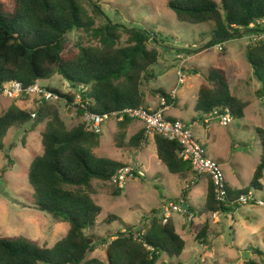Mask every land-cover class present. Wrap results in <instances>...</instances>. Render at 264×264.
Listing matches in <instances>:
<instances>
[{
  "label": "trees",
  "instance_id": "trees-1",
  "mask_svg": "<svg viewBox=\"0 0 264 264\" xmlns=\"http://www.w3.org/2000/svg\"><path fill=\"white\" fill-rule=\"evenodd\" d=\"M13 1L12 12H6L0 5V99L8 84L17 82L28 89L56 75L80 88V93L44 87L57 97L54 103L25 96L12 100L5 113L0 114V151H6L3 140L11 130H24L28 135L45 125L44 153L34 158L28 171L29 185L35 192L34 208L51 215L56 222L70 225L67 236L53 247H41L22 237L0 238V264H158L163 254L171 262L162 264H173V260L181 258L187 243L177 232L173 219H163L158 211L153 212L138 233L126 230L110 243L102 239L103 244L108 243L106 260L90 258L96 242L89 243L93 238L89 232L95 230L103 211L93 198L92 182H111L125 165L97 156L95 150L100 147L102 134L88 131L84 120L69 129L57 103L65 102L69 110L77 111L80 119L88 113L104 115L126 109L143 108L151 112L146 103L147 94L166 99L167 107L175 106L177 100L171 93L150 87L157 79L154 67L159 64L160 50L170 49V40L161 32L114 23L108 15L98 25L103 11L92 0ZM168 8L180 23L213 24L212 41L201 52L239 38L242 32H249L253 24L264 19V0H222L221 3L172 0ZM252 31L264 34L261 27ZM74 32L86 34L92 43H79L78 53L68 54L69 37ZM247 58L261 83L256 95L264 101V41L249 44ZM182 72L185 75L186 71ZM188 72L204 78L195 106L197 113L206 115V120L220 121L226 115L231 120L244 119L247 104L233 96L223 69L211 68L205 74L201 68L193 67ZM19 102L32 104L31 108H22ZM134 121L130 118L118 121L115 141L118 148L137 152L147 142L145 130L126 141L125 131ZM258 132L262 154L252 187L263 191L264 131ZM154 138L158 159L171 174L185 180L195 174L192 165L181 157L182 147L177 141L158 134ZM6 158L11 159L9 155ZM209 179L205 205L208 215L233 212L243 206L238 201L240 197L252 193L250 188H229L227 200L222 202L217 199L214 183ZM193 182L180 199L187 209L190 208L188 195L196 184ZM115 188L114 196H121L124 189ZM214 234L206 221L195 235V241L208 246ZM245 264L261 263L247 260Z\"/></svg>",
  "mask_w": 264,
  "mask_h": 264
},
{
  "label": "rangeland",
  "instance_id": "rangeland-1",
  "mask_svg": "<svg viewBox=\"0 0 264 264\" xmlns=\"http://www.w3.org/2000/svg\"><path fill=\"white\" fill-rule=\"evenodd\" d=\"M92 1L97 2L103 11V15H100L98 20V25L103 24L106 15H108L114 23L125 25L128 28L161 32L163 37L170 40V49H161L163 54L161 61H165L164 64L159 61V64L154 67L157 79L153 82L152 87L155 89L163 88L168 91L174 88L176 90L177 85L180 84V73L183 67L179 68L177 75V69L173 66L175 61L177 62L178 53H183L186 57H188L186 54L194 56L193 61L187 65L188 70L199 67L205 74L211 68L227 70L234 95L244 102H249L246 117L231 120L226 127L221 126L219 121L212 120L210 123L212 128L210 140L207 141L202 136L200 142L208 150L211 158H220L225 162L226 166L223 167L226 171L229 173L236 172L240 175L239 178L236 175L235 179L241 182V187L250 188L252 194L264 199V191L252 187L254 173L262 154L261 134L258 130L264 131V101L256 97V91L261 88V83L248 62V40L246 38L248 33L242 32L241 38L239 36V38L223 43L225 48L230 51L229 55L215 51L214 46L201 52L200 50L212 41L213 24L192 26L180 23L175 13L168 8V3L172 0ZM215 1L221 3L222 0ZM0 5L6 12H12L14 9L13 0H0ZM256 41L258 40L250 39L249 44ZM79 43L88 45L92 41L86 34L74 32L69 37L67 53H78ZM164 55L167 56L165 60ZM184 77L186 82L178 88L177 103L191 112L203 79L201 75L197 76L191 72L185 73ZM41 86L56 88L65 93H80V88L72 86L59 75L54 76L51 80L42 81ZM79 101L77 99V103ZM151 101L152 97L148 96V104ZM11 102H13L12 99L5 96L0 99V114L5 113ZM54 102L52 100V103ZM57 103L69 129L84 120L78 117L76 110H69L65 102ZM31 105L19 102V106L22 108H31ZM44 130L45 125H41L35 132L25 135L24 130L15 129L11 130L3 140L6 151H0V238L22 237L36 242L41 247H53L66 237L70 226L66 223L60 230H57V227H54L55 220L51 215L34 208L35 192L29 185L28 179V171L32 161L44 153L42 144ZM201 131H203V127H201ZM118 133L119 126L116 120L113 119L104 124L101 146L95 150L97 156L110 158L124 165L140 161L149 177L144 180L130 181L119 197L114 196L116 188L111 182L100 180L92 182L93 198L103 211L98 218L97 227L94 231L89 232V236L93 237L90 240L91 243L96 242V250L90 257L100 260H106L108 243L115 240L116 235L131 229L138 233L154 215L152 211L162 209L163 203L168 198H171V202H178L181 198L177 200L178 198L175 197L181 194L183 188L192 182V180H185L171 174L166 166L158 160L153 145L147 147L145 152H139L138 157L135 153L131 154L132 152L129 150L118 148L115 142ZM210 144H214L212 151ZM7 155L11 159H7ZM261 183L264 184V180ZM191 198L196 205L205 206L207 198L205 181H201L193 188ZM203 207L199 208L198 212H203ZM187 212L185 213L186 218L189 214H196L192 210ZM198 212L197 215L201 216ZM182 214L184 213L175 216L177 224L186 221L184 216V218L179 216ZM112 216L118 219H111ZM255 217L260 220L259 224ZM207 221L211 227V220ZM219 221L224 222L225 233L218 244H214V247H212L211 242L210 246L196 243L195 235L202 229L206 221L199 226L193 221L190 227H197L193 231L194 239L192 236V238L186 236L185 240H187L188 245L185 252L179 260L175 259L172 263L244 264L247 260H254L264 264L263 207L243 205L241 208L226 214V218L223 216V220L220 217ZM215 229L216 231L221 230L217 227H214ZM178 231L181 232L180 226ZM215 235L218 236V233ZM102 239L108 243L103 244ZM224 244L226 246H223ZM233 247L236 248L233 249ZM239 248L241 251L237 252ZM164 262L168 263L171 260L163 254L158 264Z\"/></svg>",
  "mask_w": 264,
  "mask_h": 264
},
{
  "label": "built area",
  "instance_id": "built-area-1",
  "mask_svg": "<svg viewBox=\"0 0 264 264\" xmlns=\"http://www.w3.org/2000/svg\"><path fill=\"white\" fill-rule=\"evenodd\" d=\"M264 27V19L259 20L253 24L251 28L256 29ZM217 52L224 51V44L219 43L214 46ZM185 75L180 73V84L185 82ZM178 89L172 92V96L176 95ZM3 96L9 99H22L23 97L31 96L33 99L52 101L57 100V97L44 89L39 83L34 86L23 89L21 84L15 82L8 84L3 89ZM166 99H161L160 108L157 111H145L140 109H126L121 112L96 115L86 114L84 121L86 122V129L96 134L103 133L104 124L110 120L123 121L125 118H130L135 121H141L145 124V134L148 137H155L156 134L163 136L171 141H177L181 147V157L184 161L189 162L193 171L196 174L195 184L199 177L208 176L212 179L217 199L219 201H226L229 193V184L226 178L225 171L222 165L216 160L210 158L204 146L196 139L191 125H188L179 120H169L165 117V112L168 110ZM218 116V112L214 113ZM36 118V115H33ZM231 121V116L226 115L221 117L219 123L226 127ZM146 177L144 170L137 164L125 165L118 170L111 180V184L119 189H125L128 183L132 180H141ZM242 205H253L264 208V199L256 197L250 193L240 197L238 200ZM184 200L179 202H170L164 206L163 213L160 215L165 220L170 219L174 214L188 213L186 212V205Z\"/></svg>",
  "mask_w": 264,
  "mask_h": 264
},
{
  "label": "crops",
  "instance_id": "crops-1",
  "mask_svg": "<svg viewBox=\"0 0 264 264\" xmlns=\"http://www.w3.org/2000/svg\"><path fill=\"white\" fill-rule=\"evenodd\" d=\"M243 33H248V34H246L247 35V40H248V45H249V40L250 39H257L258 41H260V40H262V41H264V35H261V36H259V34L258 33H253V31H252V29L249 31V32H243ZM240 38H241V36H240ZM248 45H247V47H248ZM226 55H229L230 54V51L227 49V48H225V46H224V51H223ZM222 52V53H223ZM160 53H161V57H162V52H161V50H160ZM178 56H177V62L175 61V63H174V67H176L175 69H177V75H178V71H179V68L181 67H183V70H185L186 71V74H189V70H188V68H187V65L190 63V62H192L193 61V57L194 56H190V55H188V54H186L188 57H186L185 56V54H183V53H178L177 54ZM180 56V58H178ZM161 57H160V63L161 64H164V62L165 61H161ZM165 59H167V56H165L164 55V60ZM250 65V64H249ZM250 68H252L251 67V65H250ZM220 69H222V68H220ZM253 69V68H252ZM224 70V69H223ZM225 72H226V74H227V76H229V73L227 72V70L225 69L224 70ZM201 74H198L197 76H200ZM202 76V75H201ZM177 78V77H176ZM229 78V77H228ZM202 83H201V85H200V88H201V86H202V84H203V82H204V78H203V76H202ZM185 82H186V78H185ZM229 82H230V79H229ZM153 84V83H152ZM176 84H178L177 82H176ZM184 85V84H183ZM182 85H177V88L176 89H178L179 87H181ZM150 87H152V85L150 86ZM153 89H155L154 87H152ZM200 88H199V90H200ZM230 89H231V92H232V94H233V96H235L234 95V93H233V90H232V88H231V84H230ZM175 89L173 88L172 90H168V92L169 93H171L172 94V92L174 91ZM258 91V90H257ZM257 91H256V93H257ZM148 96H150V97H152V101H151V103L150 104H148V102H147V97ZM198 96H199V92H198ZM198 96H197V98H196V100L193 102V105H192V111L190 112V111H188L187 110V108H185L183 105H180V104H176L175 106H171V107H169L168 108V110L165 112V117L167 118V119H169V120H179V121H182V122H184V123H186V124H189V125H191L192 126V129H193V133H194V135H195V137H196V139L200 142V139H201V137L203 136L207 141H209L210 140V138H211V122H212V120L211 119H209V120H206V115H204V114H199V113H197L196 111H195V106H196V104H197V100H198ZM147 97H146V103H147V105H149L148 106V109L150 110V111H157L159 108H160V103H161V99L159 98V97H155V96H151L150 94L148 95L147 94ZM176 100L178 99V92H177V94L176 95H174L173 96ZM235 97H237V96H235ZM256 97H257V95H256ZM238 98V97H237ZM258 98V97H257ZM238 99H240V98H238ZM259 99V98H258ZM241 101H243L244 102V100H242V99H240ZM259 100H261V99H259ZM262 101V100H261ZM244 103H246L247 104V107L249 106V102H244ZM12 104V102L10 103V105ZM246 111H247V108L245 109V117H246ZM244 117V118H245ZM201 127H203V131H201ZM142 130H144V124L142 123V122H140V121H134L129 127H128V129H126V131H125V133H126V141H130V139L133 137V136H135L137 133H139L140 131H142ZM101 140H102V138H101ZM201 143V142H200ZM207 143V142H206ZM154 146V149H155V155L157 156V149H156V144H155V138L154 137H148V139H147V142L145 143V144H143L142 145V148H141V150H139V151H137V152H132L131 154H133V153H135L136 154V156L138 155V153L139 152H145V150H146V148L147 147H151V146ZM203 145V144H202ZM211 145V151H212V149L214 148V144H210ZM100 146H101V144H100ZM205 148V147H204ZM206 149V148H205ZM206 151H207V154H208V150L206 149ZM129 155H130V152H129ZM208 156H209V154H208ZM138 157V156H137ZM210 157V156H209ZM157 158H158V156H157ZM211 158V157H210ZM212 159H214V160H216L217 162H219L221 165H222V167L223 166H226V164H225V162L223 161V160H221L220 158H212ZM159 160V159H158ZM137 161H138V159H137ZM135 164H137L142 170H144V172H145V169L143 168V165H142V163L140 162V161H138V162H133V163H129L128 165H135ZM223 169H224V167H223ZM224 171H225V173H226V178H227V180H228V184H229V186H230V188L231 189H235V190H240V189H243V187H241L240 186V183L241 182H239L237 179H235L236 177V175L238 176V178L240 177V175L238 174V173H236V172H233V173H229V171H226L225 169H224ZM145 174H146V172H145ZM176 176H178V175H176ZM149 176L146 174V177L144 178V179H147ZM192 177V178H191ZM179 178H181V177H179ZM197 177H196V174H192V175H190L189 177H188V179L189 180H192V182L193 181H195V179H196ZM144 179H142V180H144ZM237 180V181H236ZM264 180V179H263ZM201 181H205L206 182V186H207V193H208V186H209V181H210V179H209V177L208 176H203V177H199L198 178V180H197V182H196V184L194 185V187H196ZM242 184L244 185V182H242ZM263 184V183H262ZM193 187V188H194ZM263 187H264V184H263ZM264 189V188H263ZM184 190H185V188H183V190H182V192H181V194H179L178 196H176L175 198H178L177 200H179L181 197H182V194H183V192H184ZM192 191H193V189L190 191V193H189V195H188V200H189V204H190V208L189 209H187V206H186V212L187 211H191L192 210V212H194V213H196L195 215H196V217H195V215L194 214H189L188 215V217L186 218L185 216H186V214L184 215V214H182V215H179L181 218L184 216L185 218H186V221H182L181 219H180V221H182V223H180V224H177V221L175 220V216L177 215V214H174L171 218L173 219V221H174V223H175V225H176V229H177V232L184 238V240L186 239V236L189 238V236H190V238H192V239H194V236H192V235H195V234H193V231H195L196 229H197V227L195 226L194 228H191L190 227V224L194 221V222H196V224H198L197 226H199L200 224H203L205 221H207V220H211V227L213 228V230H214V227H217V228H221V230H219V231H216V229L214 230V232H215V234L216 233H218V236H216L215 234V236H213L211 239H210V242H211V245H212V247H214V244H218V242L220 241V239H222V237H223V235H224V233H225V230H224V222H222V221H219V219H220V217L222 218V220H223V216L226 218V214H221V215H218V214H214L213 215V217H211V215H208L207 213H206V211H205V206L203 207V205H196L195 203H194V201H193V199L191 198V193H192ZM264 191V190H263ZM207 199V198H206ZM171 198H168L167 199V201H165L164 203H163V207H162V209H159L158 210V213H159V216L163 213V209H164V206L165 205H167L168 203H170L171 201ZM205 205H206V203H205ZM198 207V208H197ZM201 207H203V212L201 211V212H198V210H199V208H201ZM197 208V209H196ZM191 209V210H190ZM152 212H154V211H152ZM197 212H198V214H200L201 216H198L197 215ZM183 217V218H184ZM255 219H256V221H257V223L259 224V222H260V220H258V218H256L255 217ZM215 220V221H214ZM213 222V223H212ZM64 224H66V223H60V222H56V221H54V227L56 228L57 227V230H60V228H62L63 227V225ZM189 224V225H188ZM205 224V223H204ZM203 224V225H204ZM220 224H221V227H220ZM70 226V225H69ZM179 226H180V231L181 232H179L178 231V228H179ZM59 228V229H58ZM70 230V229H69ZM67 236V235H66ZM192 236V237H191ZM186 241V243H187V245H188V242H187V240H185ZM223 244V243H222ZM208 246H210V244L208 245ZM223 246H226L225 244L223 245ZM187 247V246H186ZM218 247V246H217ZM234 248H236V247H233V249ZM241 248H239V249H237V252H240L241 250H240ZM93 254V253H92ZM91 254V255H92ZM90 258H92V257H90ZM177 260H179V259H177ZM230 260H233V259H230ZM177 264H183V263H177ZM244 264H245V262H244Z\"/></svg>",
  "mask_w": 264,
  "mask_h": 264
},
{
  "label": "water",
  "instance_id": "water-1",
  "mask_svg": "<svg viewBox=\"0 0 264 264\" xmlns=\"http://www.w3.org/2000/svg\"><path fill=\"white\" fill-rule=\"evenodd\" d=\"M91 242H92V241H89L90 244H92Z\"/></svg>",
  "mask_w": 264,
  "mask_h": 264
},
{
  "label": "clouds",
  "instance_id": "clouds-1",
  "mask_svg": "<svg viewBox=\"0 0 264 264\" xmlns=\"http://www.w3.org/2000/svg\"><path fill=\"white\" fill-rule=\"evenodd\" d=\"M251 29H253V28H251ZM143 179H144V178H143ZM141 180H142V179H141ZM179 201H180V200H179ZM179 201H178V202H179Z\"/></svg>",
  "mask_w": 264,
  "mask_h": 264
}]
</instances>
